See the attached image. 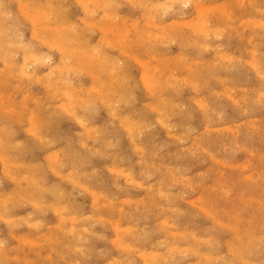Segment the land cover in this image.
Listing matches in <instances>:
<instances>
[{
	"label": "rangeland",
	"instance_id": "obj_1",
	"mask_svg": "<svg viewBox=\"0 0 264 264\" xmlns=\"http://www.w3.org/2000/svg\"><path fill=\"white\" fill-rule=\"evenodd\" d=\"M78 1L79 0H0V30H2L0 31V102L3 101L2 104L4 103L3 105H1L0 103V140L2 138L0 143H2V141L4 143H2L3 145L1 144L2 146L0 147V246L2 247V249L0 247V264H206V261L207 264H211L212 262V264H241L242 262V264H258V262L260 264L263 262L262 264H264V0H183V2L182 0H140L141 3L139 0H130L131 3H136L134 5L133 3L131 4L129 0L128 2H126V0H108L107 8L102 5L100 6L96 2V0H83L84 5H80ZM4 2H6V4ZM83 2L80 3L83 4ZM148 3H150V5ZM161 3L163 4V7H161ZM18 5L21 6L18 7ZM196 5H202L203 7L205 6V8H213L214 5L220 7L219 9L217 8L219 10L217 12L215 11L216 9L212 11L213 13H211V10L206 12L205 15L207 17V28L203 30L196 29L190 25V23L193 20H197L200 15V13L197 12ZM87 6L90 9L87 8ZM222 6L223 9L221 8ZM20 7L25 9L27 8V11L23 12L25 11V9H23L21 12L20 9L22 8ZM35 7L36 9L33 10V8ZM84 7L86 9H84ZM7 8L9 9L7 10ZM41 8H43L44 10L46 9V11ZM109 8L110 10L108 11ZM145 8L147 9L145 10ZM162 8L165 11H163ZM88 9L90 11L89 13H87ZM182 9L184 12H182ZM29 12L31 14L34 13L33 16H31ZM35 12L38 14L35 15ZM51 12L52 14H50ZM108 13L114 14L116 20L120 18L116 22L117 26H120L119 29H125L124 31H126V33L122 31L123 29L121 30V33L118 32L117 26L116 28L114 26L111 28L109 27V29L106 28L108 26L106 22L109 15ZM25 15H27V17L29 15V19ZM149 15L151 17H149ZM63 16L65 17V19L63 18ZM45 18L47 21L45 20ZM60 18L64 19L65 21H67L68 19V22H65L64 20L62 21V19ZM187 18L189 19V21ZM31 19L32 21H30ZM34 19L38 20L39 22L33 21ZM87 20H91L92 22H89ZM93 20L95 22L97 20V23L94 24ZM100 21H102V24ZM42 22L44 24H41ZM157 22L159 23L157 24ZM92 23L94 26H92ZM51 24L54 26H52ZM86 24H90L89 27H91L89 28L88 26H85L84 28V25ZM36 25L38 27H36ZM127 25L129 27H126ZM186 25H188L189 27ZM208 25L210 27H208ZM256 25L258 28L256 27ZM55 26L57 28L58 26H60V28L62 27L64 31L60 28V30L56 29ZM172 26H174V28H172ZM33 27L36 29H34ZM49 27L53 31L50 30ZM162 27L164 29H162ZM112 28L116 30H113ZM89 29H91L92 31L90 30V32H88ZM60 31H63L62 35L60 34ZM93 31H95V33ZM112 32L114 35L112 34ZM52 34L54 35L52 36ZM119 34H122L121 39L119 38ZM155 34L157 38L154 37ZM65 35L66 38L64 37ZM172 35H174V37H172ZM45 37V40H47L46 43L43 39ZM169 37L171 39H174L175 37L176 38L172 41L171 39H169ZM56 38H60L59 41L61 42H59ZM103 38L104 41H102ZM148 38L150 39V41ZM35 39L37 42H35ZM66 39H69L71 43L67 41L68 45H66ZM97 39L100 42H98ZM123 39L124 43H122ZM48 40L50 41V43H47L49 42ZM56 40L57 42L54 43V41ZM127 40L129 42H126ZM8 41L10 42L11 46L9 45ZM107 41L113 42V46H111V42L109 43V46L107 44ZM54 44H59L58 46L62 44V46L64 45V49L62 46H60V48L57 46L55 48L53 47L54 49L58 48L59 50L50 49L51 46H55ZM122 44L124 45L122 46ZM221 44L223 45L221 46ZM67 48L71 50V53H69V50ZM110 48L114 49L110 50ZM87 49L95 51V54H98L99 57L87 60L85 52H80V50ZM27 51L30 53H28ZM35 52L37 53L36 55L34 54ZM200 52H203V54ZM5 54H8L7 57ZM26 54H31L28 55L31 60L29 57L26 58ZM64 54H67L64 56L67 61H64ZM42 55L44 57H42ZM79 55L81 56L79 57ZM68 56H70V58H68ZM1 57L2 59L6 58L3 60H6L7 62L2 61ZM51 58L54 59L52 60ZM80 58L81 63L79 62ZM100 58H104L106 61L104 59H102L101 61ZM176 58H178L177 61L175 60ZM190 58L194 59L191 60ZM200 59L202 60L200 61ZM208 60L212 61L210 62ZM89 62L92 65L89 64ZM72 63H74L75 65H73ZM133 63L134 66L132 65ZM160 63H162V65ZM160 65L162 67H160ZM175 65L177 66V68L178 66H180L178 70H173V68L176 67ZM61 66H63V68ZM80 66L82 68H80ZM165 66L168 67V69H166ZM4 67L6 69H4ZM22 67H28V69L26 68L22 70ZM60 67L62 68L61 71ZM146 67L149 69V71H153V77L151 81L154 80V88L149 87L144 80ZM79 68L86 71L85 72L82 70V74L84 76L80 74L81 70ZM155 68L157 69L154 71ZM215 68L218 71H216ZM7 69L9 70L6 71ZM63 71L65 74L62 73ZM96 71L100 76L95 75L97 74ZM188 71H190L191 73ZM27 72L31 74L30 78ZM198 72L200 74H198ZM58 73L62 74L58 75ZM91 73H93V75ZM203 74H205L206 76H204ZM22 75L26 77H22ZM41 75L43 76L41 77ZM108 75L110 77L112 75V77L110 78ZM163 77L165 78V80ZM169 78L174 80H170ZM69 79L71 80L69 81ZM57 80L59 83L57 82ZM92 80L96 81L93 82ZM49 81H51L52 83L50 82L48 85ZM71 84L74 86L72 87ZM52 85H54L55 88ZM131 85L133 86V88ZM218 86L220 89H218ZM101 87L104 88L101 89ZM211 88L215 92L211 90ZM227 88L228 90H226ZM241 89H243L244 92ZM72 90L74 91V93L72 92ZM100 90L102 92H100ZM101 93L103 94L101 95ZM239 93L241 96H238ZM72 94H75L73 95L75 96L74 98ZM132 94L137 95L135 99V96ZM49 96L51 98H48ZM57 97L58 99H60L58 100ZM163 99L166 100L164 101L165 103L161 101ZM86 100H88L87 103ZM89 102H92V105ZM111 102H113L114 104ZM119 103H121L122 105ZM182 104L184 106H182ZM235 104H237L238 107ZM3 106L5 108L4 110H6V108L10 110L4 111L2 109ZM69 106L71 108L67 109V107ZM140 106H142L143 108H140ZM161 108L163 110H159ZM146 109L148 111H146ZM157 109L159 111H157ZM131 111L132 113H130ZM133 112L138 113H134L133 115ZM53 113L56 116L53 115ZM89 113L91 114L89 115ZM140 113L144 115H141ZM60 114L62 116H60ZM84 114L85 116H82L83 118L79 117ZM70 116H72L73 118H71ZM88 116H90L89 119ZM193 117L195 118V120H193ZM138 118H140V120ZM109 121H111L113 125ZM134 121H136V123ZM87 122L90 123L88 124ZM129 122L132 123L130 124ZM148 122H150L151 125ZM166 123L168 126L166 125ZM216 123H218V125ZM34 125H36V128ZM105 125L107 128L104 127ZM139 127L141 128V130ZM209 127L212 129H210ZM126 129L127 131H125ZM28 130H31V133L29 132L28 134ZM106 130L108 131L107 133ZM177 137H179L180 139ZM78 138L80 139L78 140ZM108 139L109 141H107ZM190 140L195 141L191 142ZM13 141L16 142L15 145ZM87 142H89L90 144ZM120 142H122V144ZM162 143L164 144V146ZM178 145L180 148L178 147ZM189 150H191L190 154ZM33 154H36V156H34ZM94 156L97 157L95 158ZM47 159L49 162H47ZM13 162L18 166L14 165ZM86 164L87 166H85ZM3 165H6L5 167L7 171H5V167ZM51 165H53L54 167ZM157 166L159 168H157ZM120 167L122 170L120 169ZM2 168H4V171H2ZM100 168L103 171L100 170V172ZM72 169H74L75 171ZM118 170L121 175L118 173ZM168 171H170L171 173ZM6 172L11 176H9V174H4ZM53 174H57L58 176H54ZM132 174L133 177H131ZM13 175L15 176L13 177ZM163 175L164 177L162 178ZM10 177H13L14 180H12V178L10 179ZM19 177L22 178H20V181ZM30 177L32 178V180ZM45 179L46 182L44 181ZM53 179H55V181H53ZM169 179H171V181ZM27 180H29V182H27ZM158 180L160 181L158 182ZM113 182H115V184ZM138 185L141 187H139ZM78 189H80L81 191ZM237 190L240 192H238ZM102 191L105 193H103ZM93 192H95L96 194ZM144 192L146 193L144 194ZM20 194H22V196ZM167 196L170 197V200H168L169 198ZM160 197L163 199H160ZM107 198L108 200H106ZM232 198L234 201L232 200ZM6 199L8 202L6 201ZM27 199L29 201L34 200V202L36 201L35 203H37L38 201V203L35 206V203H31ZM172 199L174 202L172 201ZM139 200L142 201L143 204ZM39 201L41 202V204H39ZM224 201L226 204L224 203ZM1 202L4 206L1 204ZM44 202L47 204L44 205ZM98 203L102 207L99 206ZM57 204L61 207L59 208V206H56ZM37 205L40 206L38 207ZM92 206L94 209H92ZM104 206H109L110 209L105 208ZM61 208L63 210L60 211ZM195 210L197 212H195ZM147 212L148 214L146 216ZM57 215H59L63 219H66H60V217ZM110 215L112 217H109ZM7 217L8 219L12 218L13 221L6 220ZM74 218L77 220H75ZM124 219L126 221H124ZM173 220L175 222L178 220L176 222L177 224ZM64 221H66V223ZM96 221L99 223H97ZM181 222H184V224H182ZM100 223H103L102 225L104 227ZM162 224L164 227L162 226ZM130 225H132L133 227H130ZM35 226L38 227L36 228ZM137 226L139 228H137ZM116 229L118 230L116 231ZM129 229L132 232H129ZM150 230L153 233L150 234ZM50 232L52 235L50 234ZM97 232L99 233V235ZM4 233L7 235H5ZM48 233L50 235H48ZM125 233L127 236H125ZM164 233L166 234L164 235ZM13 234L14 237L12 236ZM77 234L79 235L77 236ZM223 235L224 239H222ZM28 237L31 240L35 239L32 241H34V244H36L37 247L34 244H31V240L27 241ZM47 238L48 240H50L49 243ZM118 238L124 239L119 242L120 239L118 240ZM116 240L118 241L115 242ZM170 241L172 242L170 243ZM148 243L151 244L149 245ZM246 243H248V246ZM117 244L119 245L117 246ZM108 246L111 247L109 248ZM252 246H254L253 249ZM245 247H248V251ZM38 248L40 251L38 250ZM160 248L162 249V251ZM230 249L233 251H231ZM106 250L108 251L106 252ZM249 250L251 252H249ZM140 252H142L141 256ZM85 253H91V256L90 254L88 255ZM118 253L120 256L118 255ZM137 253H139V255ZM6 254H8L7 257ZM146 254L148 256H154L146 257ZM159 254L161 255V257H159ZM107 255L110 257H108ZM24 257L26 258V260H28V262H25L26 260ZM83 258L86 260L84 261ZM30 259H32V261ZM124 259L126 260V262ZM237 259L239 260L237 261ZM215 261L216 263H214Z\"/></svg>",
	"mask_w": 264,
	"mask_h": 264
},
{
	"label": "bare ground",
	"instance_id": "obj_2",
	"mask_svg": "<svg viewBox=\"0 0 264 264\" xmlns=\"http://www.w3.org/2000/svg\"><path fill=\"white\" fill-rule=\"evenodd\" d=\"M2 1H3V0H2ZM6 1H7V0H6ZM24 1H26V0H24ZM58 1H59V0H58ZM60 1H61V0H60ZM79 1H80L81 3L83 2V0H79ZM79 1H78V3H79L80 5H84V2H83V4H81ZM87 1H88V0H87ZM129 1H130V0H129ZM139 1H140V0H139ZM141 1H142V0H141ZM141 1H140V3H141ZM165 1H166V0H165ZM174 1H175V0H174ZM174 1H173V2H174ZM185 1H186V0H185ZM49 2H50V1H49ZM96 2H97L100 6L102 5V6L106 7V8L108 7V0H96ZM117 2H118V1H117ZM126 2H128V0H126ZM136 2H137V1H136ZM147 2H148V1H147ZM182 2H183V0H182ZM182 2H181V4H182ZM189 2H190V1H189ZM250 2H251V1H250ZM250 2H249V3H250ZM4 3L6 4V2H4ZM20 3H21V1H20ZM85 3H86V2H85ZM119 3H120V2H119ZM130 3H131V1H130ZM130 3H129V4H130ZM132 3H133V2H132ZM132 3H131V4H132ZM150 3H151V2H150ZM150 3H148V4L150 5ZM174 3H175V2H174ZM194 3H195V2H194ZM199 3H200V1H199ZM5 4H4V6H5ZM10 4H11V3H10ZM23 4H24V3H23ZM26 4H27V3H26ZM26 4H25V5H26ZM58 4H59V3H58ZM134 4H136V3H133V5H134ZM145 4H146V3H145ZM164 4H165V3H164ZM187 4H188V2H187ZM122 5H123V3H122ZM124 5H126V4H124ZM161 5H162L161 7H163V4H162V3H161ZM19 6H21V5H18V7H19ZM41 6H42V5H41ZM49 6H51V5H49ZM171 6H172V5H171ZM190 6H191V5H190ZM209 6H210V5H209ZM223 6H224V4H223ZM223 6L221 7L222 9H223ZM6 7H7V6H6ZM24 7H25V6H24ZM37 7H38V6H37ZM131 7H132V6H131ZM134 7H135V6H134ZM144 7H145V5H144ZM158 7H159V6H158ZM158 7H157V8H158ZM167 7H168V6H167ZM212 7H213V6H212ZM228 7H229V6H228ZM20 8H22V7H20ZM87 8H89V7L87 6ZM98 8H99V7H98ZM102 8H103V7H102ZM149 8H150V7H149ZM217 8L219 9L220 7L217 6V5H214L213 8H205V6L203 7L202 5H196L197 12L200 13V15H199V17H198L197 20H193V19L191 18L193 21L190 23V25H191L192 27H194V28H196V29H200V30H203V29L207 28V17H206L205 14H206V12L209 11V10H211V13H213L212 11H214V9H216V10H215L216 12L219 11ZM224 8H225V7H224ZM5 9H6V8H5ZM8 9H9V8H7V10H8ZM23 9H25V8L20 9L21 12H22ZM26 9H27V8H26ZM26 9H25V11H23V12H26V11H27ZM35 9H36V7L33 8V10H35ZM41 9H43V8H41ZM84 9H86V8L84 7ZM89 9H90V8H89ZM89 9H88V12L86 11L87 13L90 12ZM91 9H92V8H91ZM94 9H95V8H94ZM139 9H140V7H139ZM146 9H147V8H145V10H146ZM162 9H163V8H162ZM169 9H170V8H169ZM212 9H213V10H212ZM222 9H221V10H222ZM14 10H15V9H14ZM43 10H44V9H43ZM53 10H54V9H53ZM53 10H52V11H53ZM58 10H59V9H58ZM109 10H110V8L108 9V11H109ZM175 10H176V9H175ZM221 10H220V11H221ZM38 11H39V10H38ZM40 11H42V10H40ZM44 11H46V9H45ZM63 11H64V9H63ZM69 11H70V10H69ZM163 11H165V10L163 9ZM225 11H226V10H225ZM12 12H13V10H12ZM12 12H11V13H12ZM49 12H50V11H49ZM55 12H56V11H55ZM86 12H85V13H86ZM173 12H174V11H173ZM182 12H184L183 9H182ZM2 13H3V11H2ZM19 13H20V12H19ZM19 13H18V14H19ZM29 13H30V12H29ZM32 13H33V12H32ZM44 13H46V12H44ZM61 13H62V11H61ZM87 13H86V14H87ZM91 13H92V11H91ZM91 13H90V14H91ZM95 13H97V12H95ZM95 13H94V14H95ZM144 13H145V12H144ZM164 13H165V12H164ZM211 13H210V14H211ZM4 14H5V12H4ZM9 14H10V13H9ZM30 14H31V13H30ZM33 14H34V13H33ZM33 14H31V16H33ZM36 14H38V13L35 12V15H36ZM41 14H42V12H41ZM50 14H52V12H51ZM55 14H56V13H55ZM55 14H54V15H55ZM108 14H109V13H108ZM118 14H119V13H118ZM161 14H162V13H161ZM187 14H188V13H187ZM207 14H208V13H207ZM1 15H3V14H1ZM120 15H121V14H120ZM122 15H123V14H122ZM125 15H126V14H125ZM125 15H124V16H125ZM153 15H154V14H153ZM179 15H180V14H179ZM185 15H186V14H185ZM185 15H184V16H185ZM21 16H22V15H21ZM25 16L27 17V15H25ZM45 16H46V14H45ZM49 16H50V15H49ZM57 16H58V15H57ZM84 16H85V14H84ZM159 16H160V14H159ZM159 16H158V17H159ZM177 16H178V15H177ZM182 16H183V15H182ZM235 16H236V15H235ZM11 17H12V16H11ZM35 17H36V16H35ZM41 17H42V16H41ZM43 17H44V16H43ZM149 17H151V16L149 15ZM152 17H153V16H152ZM194 17H195V16H194ZM19 18H20V17H19ZM27 18L29 19V15H28ZM48 18H49V17H48ZM48 18H47V19H48ZM63 18L65 19L64 16H63ZM67 18H68V17H67ZM67 18H66V19H67ZM82 18H83V17H82ZM90 18H91V17H90ZM104 18H106V17H104ZM104 18H103V19H104ZM124 18H125V17H124ZM35 19H36V18H35ZM35 19H34L33 21H35V22H36V21L39 22L38 20H35ZM39 19H40V15H39ZM60 19H62V18H60ZM64 19H62V21H63ZM80 19H81V18H80ZM83 19H84V18H83ZM88 19H89V17H88ZM119 19H120V18H119ZM119 19H118V20H119ZM187 19H188V18H187ZM187 19H186V20H187ZM2 20H3V19H2ZM6 20H7V19H6ZM45 20H46V18H45ZM118 20L115 19L114 14L110 13V14L108 15V17H107V21H106V22H107L108 26H107L106 28L109 29V27L111 28V27H113V26L116 28V26H117V23H116V22H117ZM140 20H141V18H140ZM216 20H217V19H216ZM227 20H228V19H227ZM232 20H234V19H232ZM250 20H251V19H250ZM10 21H11V20H10ZM19 21H20V19H19ZM21 21H22V20H21ZM30 21H32V19H31ZM30 21H29V22H30ZM46 21H47V20H46ZM46 21H45V23H46ZM48 21H49V20H48ZM56 21H57V20H56ZM64 21H65V20H64ZM81 21H82V20H81ZM87 21H89V20H87ZM90 21H91V20H90ZM90 21H89V22H90ZM102 21H103V20H102ZM102 21H100L101 24H102ZM135 21H136V20H135ZM184 21H185V20H184ZM184 21H183V22H184ZM188 21H189V19H188ZM217 21H218V20H217ZM35 22H34V23H35ZM65 22H68V19H67V21H65ZM91 22H92V21H91ZM93 22H94V24H95V23H97V20H96V22L93 20ZM106 22H104V23H106ZM133 22H134V21H133ZM218 22H219V21H218ZM56 23H57V22H56ZM56 23H55V24H56ZM75 23H76V22H75ZM75 23H74V24H75ZM85 23H87V22H85ZM85 23H84V24H85ZM98 23H99V22H98ZM131 23H132V22H131ZM131 23H130V24H131ZM135 23H136V22H135ZM158 23H159V22H157V24H158ZM255 23H256V22H255ZM11 24H12V23H11ZM41 24H44V23L42 22ZM41 24H39V25H41ZM53 24H54V23H53ZM99 24H100V23H99ZM99 24H98V25H99ZM101 24H100V25H101ZM119 24H120V23H119ZM130 24H129V25H130ZM256 24H257V23H256ZM12 25H13V24H12ZM51 25H52V24H51ZM56 25H57V24H56ZM89 25H90V24H86V25H84V28H85V26H88V27H89ZM121 25H122V24H121ZM137 25H138V24H137ZM163 25H164V24H163ZM167 25H168V24H167ZM178 25H179V24H178ZM188 25H189V24H188ZM188 25H186V26H188ZM22 26H23V25H22ZM22 26H21V28H22ZM26 26H27V25H26ZM32 26H33V25H32ZM52 26H54V25H52ZM62 26H63V25H62ZM77 26H78V25H77ZM92 26H94L93 23H92ZM160 26H161V25H160ZM169 26H170V25H169ZM2 27H3V26H2ZM4 27H5V26H4ZM13 27H14V26H13ZM36 27H38V26L36 25ZM42 27H43V25H42ZM46 27H47V26H46ZM63 27H65V26H63ZM80 27H81V26H80ZM90 27H91V26H90ZM90 27H89V28H90ZM99 27H100V26H99ZM117 27H118V32H120V33H121L122 31L125 30V29H123V28H122L123 30H122V29H119L120 26H117ZM122 27H123V26H122ZM126 27H129V26L127 25ZM155 27H156V25H155ZM188 27H189V26H188ZM188 27H187V28H188ZM208 27H210V26L208 25ZM256 27H257V25H256ZM11 28H12V27H11ZM21 28H20V29H21ZM26 28H27V27H26ZM33 28H34V27H33ZM39 28H40V27H39ZM39 28H38V29H39ZM52 28H53V27H52ZM55 28H56V29H59L60 26H58V28L55 26ZM55 28H54V29H55ZM65 28H66V27H65ZM70 28H71V27H70ZM73 28H75V27H73ZM78 28H79V27H78ZM92 28H93V27H92ZM172 28H174V26H172ZM177 28H178V27H177ZM190 28H191V27H190ZM244 28H245V27H244ZM257 28H258V27H257ZM260 28H261V27H260ZM2 29H3V28H2ZM34 29H36V28H34ZM40 29H41V28H40ZM40 29H39V30H40ZM49 29L52 30L50 27H49ZM60 29H63V28L61 27ZM60 29H59V30H60ZM112 29H113V28H112ZM147 29H148V27H147ZM157 29H158V27H157ZM162 29H164V28L162 27ZM165 29H166V28H165ZM178 29H179V28H178ZM181 29H182V27H181ZM192 29H193V28H192ZM254 29H255V28H254ZM45 30H46V29H45ZM59 30H58V31H59ZM69 30H71V29H69ZM69 30H68V31H69ZM85 30H86V29H85ZM87 30H88V29H87ZM90 30H91V29H89L88 32H90ZM103 30H104V29H103ZM113 30H116V29H113ZM121 30H122V31H121ZM152 30H153V29H152ZM166 30H167V29H166ZM0 31H2V30H0ZM37 31H38V30H37ZM40 31H41V30H40ZM52 31H53V30H52ZM58 31H57V33H58ZM63 31H64V29H63ZM63 31H62V32L60 31V32H61V33H60L61 35H62ZM68 31H67V32H68ZM77 31H79V30H77ZM80 31H82V30H80ZM91 31H92V30H91ZM156 31H157V30H156ZM162 31H164V30H162ZM162 31H160V32H162ZM167 31H168V30H167ZM204 31H206V30H204ZM55 32H56V31H55ZM73 32H74V30H73ZM93 32L95 33V31H93ZM93 32H91V33H93ZM124 32L126 33V31H124ZM128 32H129V31H128ZM139 32H140V31H139ZM160 32H159V33H160ZM183 32H184V30H183ZM194 32H195V31H194ZM215 32H216V31H215ZM1 33H2V32H1ZM53 33H54V32H53ZM57 33H56V35H57ZM71 33H72V31H71ZM75 33H76V32H75ZM81 33H82V32H81ZM106 33H107V32H106ZM143 33H144V32H143ZM180 33H181V32H180ZM216 33H217V32H216ZM7 34H8V33H7ZM37 34H38V32H37ZM43 34H44V33H43ZM47 34H48V33H47ZM85 34H86V33H85ZM112 34H113V32H112ZM157 34H158V32H157ZM163 34H164V33H163ZM167 34H168V33H167ZM173 34H174V33H173ZM195 34H196V33H195ZM199 34H200V32H199ZM23 35H24V34H23ZM35 35H36V34H35ZM41 35H42V33H41ZM53 35H54V34H52V36H53ZM63 35H64V34H63ZM87 35H88V34H87ZM113 35H114V34H113ZM116 35H117V34H116ZM141 35H142V34H141ZM151 35H152V33H151ZM175 35H176V34H175ZM185 35H186V34H185ZM192 35H193V34H192ZM192 35H191V36H192ZM204 35H205V34H204ZM207 35H208V34H207ZM207 35H206V37H207ZM240 35H241V34H240ZM21 36H22V35H21ZM32 36H34V35H32ZM58 36H59V35H58ZM58 36H57V37H58ZM79 36H80V34H79ZM107 36H108V35H107ZM121 36H122V34H119V38H120V39L122 38ZM123 36H124V35H123ZM166 36H167V35H166ZM168 36H169V35H168ZM197 36H198V35H197ZM218 36H219V35H218ZM30 37H31V36H30ZM42 37H43V36H42ZM60 37H61V36H60ZM64 37L66 38V35H65ZM68 37H69V36H68ZM68 37H67V38H68ZM71 37H72V36H71ZM71 37H70V39H71ZM77 37H78V36H77ZM84 37H85V35H84ZM114 37H115V36H114ZM151 37H152V36H151ZM154 37L157 38L156 34H155ZM154 37H153V38H154ZM159 37H160V36H159ZM164 37H165V36H164ZM170 37H171V36H170ZM170 37H169V39H171ZM172 37H174V35H172ZM219 37H220V36H219ZM19 38H20V37H19ZM65 38H61V39H65ZM127 38H128V37H127ZM146 38H147V37H146ZM160 38H161V37H160ZM175 38H176V37H175ZM175 38H174V39H175ZM190 38H191V37H190ZM214 38H215V37H214ZM250 38H251V37H250ZM21 39H22V38H21ZM30 39H31V38H30ZM37 39H38V38H37ZM43 39L45 40L46 37L43 38ZM43 39H42V40H43ZM54 39H55V38H54ZM56 39H57V38H56ZM74 39H75V38H74ZM74 39H73V41H74ZM77 39H78V38H77ZM86 39H87V38H86ZM133 39H134V38H133ZM138 39H139V37H138ZM148 39H149V38H148ZM174 39H171V40L173 41ZM194 39H195V38H194ZM26 40H27V38H26ZM42 40H41V41H42ZM49 40H50V38H49ZM49 40H48V41H49ZM57 40L59 41L60 38H58ZM57 40L54 41V43L57 42ZM87 40H88V39H87ZM97 40H98V39H97ZM111 40H112V39H111ZM156 40H157V39H156ZM213 40H214V39H213ZM263 40H264V39H263ZM21 41H22V40H21ZM31 41H33V40H31ZM46 41H47V40H45V43H46ZM62 41H64V40H62ZM67 41H69V39H68V40L66 39V43H67L66 45H68V42H67ZM102 41H104V38H103ZM112 41H113V40H112ZM149 41H150V39H149ZM187 41H188V40H187ZM194 41H195V40H194ZM8 42H9V41H8ZM13 42H14V41H13ZM25 42H26V41H25ZM35 42H37L36 39H35ZM43 42H44V41H43ZM43 42H42V43H43ZM52 42H53V40H52ZM59 42H61V41H59ZM69 42H70V41H69ZM98 42H100V41L98 40ZM98 42H97V43H98ZM110 42H111V41H107V44L109 45ZM126 42H129V41L127 40ZM168 42H169V41H168ZM192 42H193V41H192ZM204 42H205V41H204ZM5 43H6V42H5ZM47 43H50V41L47 42ZM64 43H65V42H64ZM70 43H71V42H70ZM95 43H96V42H95ZM112 43H113V42H111V46H113ZM122 43H124V39H123V42H122ZM135 43H136V42H135ZM154 43H157V42H154ZM154 43H153V44H154ZM171 43H172V42H171ZM182 43H183V42H182ZM184 43H185V42H184ZM190 43H191V42H190ZM193 43H194V42H193ZM195 43H196V42H195ZM40 44H41V43H40ZM56 44H57V43H56ZM56 44H54L55 46H51V45H50V46H51L50 49H54L56 46L60 48V46H62L63 43H62L60 46H58L59 44H58V45H56ZM90 44H91V43H90ZM126 44H127V43H126ZM197 44H198V43H197ZM6 45H7V44H6ZM9 45L11 46L10 42H9ZM14 45H16V44H14ZM24 45H26V44H24ZM48 45H49V44H48ZM52 45H53V43H52ZM72 45H73V44H72ZM72 45H71V46H72ZM105 45H106V44H105ZM123 45H124V44H122V46H123ZM148 45H149V44H148ZM198 45H199V44H198ZM222 45H223V44H221V46H222ZM263 45H264V44H263ZM41 46H42V45H41ZM63 46H64V45H63ZM63 46H62V47H63ZM71 46H70V47H71ZM80 46H81V45H80ZM82 46H83V44H82ZM97 46H98V45H97ZM109 46H110V45H109ZM126 46H127V45H126ZM126 46H125V47H126ZM153 46H156V45H153ZM161 46H162V45H161ZM214 46H216V45H214ZM217 46H218V45H217ZM22 47H23V46H22ZM37 47H38V46H37ZM53 47H54V48H53ZM78 47H79V45H78ZM89 47H90V45H89ZM100 47H101V46H100ZM120 47H121V46H120ZM120 47H119V49H120ZM132 47H133V46H132ZM134 47H135V46H134ZM181 47H183V46H181ZM188 47H189V46H188ZM197 47H198V46H197ZM256 47H257V46H256ZM259 47H260V46H259ZM24 48H25V47H24ZM75 48H76V46H75ZM82 48H85V47H82ZM114 48H115V45H114ZM114 48H110V50H112V49H114ZM170 48H171V47H170ZM56 49H58V48H56ZM56 49H54V50H56ZM63 49H64V47H63ZM65 49H66V48H65ZM67 49H68V48H67ZM78 49H80V48H78ZM78 49H77V50H78ZM108 49H109V48H108ZM151 49H153V48H151ZM204 49H205V47H204ZM214 49H215V48H214ZM58 50H59V49H58ZM68 50H69V53H71V52H70L71 50H70V49H68ZM98 50H99V49H98ZM98 50H97V51H98ZM200 50H201V47H200ZM251 50H252V49H251ZM254 50H255V49H254ZM52 51H53V50H52ZM52 51H51V52H52ZM72 51H73V50H72ZM82 51L85 52L86 57H87V60H91V59H93V58H96V57L98 58V57H99L98 54L96 55V54H95V51H93V50H91V49L80 50L81 53H83ZM122 51H123V50H122ZM226 51H228V50H226ZM3 52H4V51H3ZM27 52H28V51H27ZM27 52H26V53H27ZM47 52H48V51H47ZM49 52H50V51H49ZM61 52H62V51H61ZM65 52H67V51H65ZM78 52H79V51H78ZM151 52H153V51H151ZM180 52H181V51H180ZM246 52H247V51H246ZM252 52H253V51H252ZM254 52H255V51H254ZM260 52H261V51H260ZM4 53H5V52H4ZM7 53H8V52H7ZM9 53H10V51H9ZM9 53H8V54H9ZM19 53H20V52H19ZM28 53H30V52H28ZM119 53H120V52H119ZM163 53H164V52H163ZM183 53H184V52H183ZM183 53H182V54H183ZM200 53L203 54V52H200ZM227 53H228V52H227ZM229 53H230V52H229ZM8 54H5L6 57H7ZM12 54H13V52H12ZM17 54H18V53H17ZM23 54H25V53H23ZM34 54L36 55L37 53L35 52ZM42 54H44V53H42ZM85 54H84V55H85ZM117 54H118V53H117ZM129 54H130V53H129ZM152 54H153V53H152ZM28 55H31V54H28ZM28 55L26 54V56H27L26 58L29 57ZM65 55H67V54H64L63 57H64ZM72 55H73V54H72ZM106 55H107V54H106ZM110 55H111V54H110ZM124 55H125V54H124ZM253 55H254V54H253ZM13 56H14V55H13ZM37 56H39V55H37ZM45 56H46V55H45ZM53 56H54V55H53ZM80 56H81V55H79V57H80ZM135 56H136V55H135ZM179 56H180V54H179ZM186 56H187V55H186ZM4 57H5V56H4ZM40 57H41V56H40ZM42 57H44V56L42 55ZM63 57H62V58H63ZM79 57H78V58H79ZM101 57H103V56H101ZM110 57H111V56H110ZM136 57H137V56H136ZM149 57H150V56H149ZM151 57H152V56H151ZM176 57H177V56H176ZM182 57H183V55H182ZM198 57H200V56H198ZM26 58H25V59H26ZM29 58H30V57H29ZM64 58H65V57H64ZM64 58H63V59H64ZM68 58H70V56H68ZM82 58H83V57H82ZM121 58H122V56H121ZM186 58H187V57H186ZM1 59H2V57H1ZM3 59H6V58H3ZM3 59H2V61H6V60H3ZM16 59H17V58H16ZM44 59H45V58H44ZM51 59H52V58H51ZM53 59H54V58H53ZM53 59H52V60H53ZM100 59H101V58H100ZM102 59H104V58H102ZM102 59H101V61H102ZM114 59H115V58H114ZM180 59H181V57H180ZM188 59H189V58H188ZM190 59H191V58H190ZM193 59H194V58H193ZM193 59H191V60H193ZM220 59H221V58H220ZM30 60H31V58H30ZM32 60H33V59H32ZM41 60H42V59H41ZM65 60L67 61L66 58L64 59V61H65ZM104 60H105V59H104ZM175 60L177 61L178 58H176ZM201 60H202V59H200V61H201ZM236 60H237V59H236ZM2 61H1V62H2ZM18 61H19V59H18ZM28 61H29V60H28ZM44 61H45V60H44ZM46 61H47V60H46ZM54 61H55V60H54ZM62 61H63V60H62ZM80 61H81V58H80L79 62H80ZM82 61H83V60H82ZM105 61H106V60H105ZM108 61H109V60H108ZM180 61H181V60H180ZM208 61L211 62L212 60H208ZM6 62H7V61H6ZM12 62H13V60H12ZM26 62H27V61H26ZM32 62H33V61H32ZM38 62H39V61H38ZM51 62H52V61H51ZM86 62H88V61H86ZM86 62H85V63H86ZM90 62H91V61H90ZM90 62H89V64H91ZM135 62H136V61H135ZM156 62H157V61H156ZM161 62H162V61H161ZM186 62H187V61H186ZM20 63H21V62H20ZM29 63H30V62H29ZM62 63H63V62H62ZM76 63H77V62H76ZM80 63H81V62H80ZM111 63H112V62H111ZM144 63H145V62H144ZM146 63H147V62H146ZM179 63H180V62H179ZM179 63H178V65H179ZM203 63H204V61H203ZM8 64H9V63H8ZM11 64H13V63H11ZM66 64H67V62H66ZM72 64L75 65L74 63H72ZM129 64H130V63H129ZM150 64H151V63H150ZM160 64L162 65V63H160ZM208 64H209V63H208ZM232 64H233V63H232ZM19 65H20V64H19ZM31 65H32V64H31ZM31 65H30V66H31ZM73 65H72V66H73ZM77 65H78V64H77ZM91 65H92V64H91ZM113 65H114V64H113ZM132 65L134 66V63H133ZM161 65H160V67H162ZM172 65H173V64H172ZM238 65H241V64H238ZM5 66H6V65H5ZM7 66H8V65H7ZM17 66H18V65H17ZM27 66H28V65H27ZM30 66H29V67H30ZM58 66H59V65H58ZM58 66H57V67H58ZM65 66H66V65H65ZM81 66H82V65H81ZM81 66H80V68H82ZM99 66H100V65H99ZM102 66H103V65H102ZM105 66H106V65H105ZM105 66H104V67H105ZM117 66H118V65H117ZM120 66H121V64H120ZM128 66H129V65H128ZM145 66H146V65H145ZM156 66H157V65H156ZM163 66H164V64H163ZM167 66H168V65H167ZM175 66H176V65H175ZM203 66H204V65H203ZM205 66H206V65H205ZM249 66H250V65H249ZM23 67H24V66H23ZM23 67H22V68H23ZM36 67H38V66H36ZM61 67L63 68V66H61ZM61 67H60V71L62 70ZM76 67H77V66H76ZM86 67H87V66H86ZM124 67H125V66H124ZM135 67H136V66H135ZM147 67H148V66H147ZM147 67L145 68L144 80H145V82L147 83V85H148L149 87L154 88V87H153L154 80L151 81V79H152V77H153V75H152V74H153V73H152L153 71H149L150 68L148 67V68H149V69H148ZM153 67H154V66H153ZM165 67H166V66H165ZM179 67H180V66H178V68H179ZM212 67H213V66H212ZM251 67H252V66H251ZM26 68L28 69V67H25V68H23L22 70H24V69H26ZM39 68H40V67H39ZM80 68H79V69H80ZM84 68H85V66H84ZM113 68H114V67H113ZM121 68H122V67H121ZM129 68H131V67H129ZM172 68H173V67H172ZM176 68H177V66H176L175 68H173V70H178V68H177V69H176ZM185 68H186V67H185ZM188 68H189V67H188ZM205 68H206V67H205ZM234 68H235V67H234ZM254 68H255V65H254ZM4 69H6V68L4 67ZM20 69H21V68H20ZM29 69H30V68H29ZM35 69H36V68H35ZM56 69H57V68H56ZM79 69H78V70H79ZM100 69H101V67H100ZM138 69H139V67H138ZM156 69H157V68H155L154 71H155ZM158 69H159V68H158ZM163 69H164V68H163ZM166 69H168V67H166ZM186 69H187V68H186ZM189 69H190V68H189ZM199 69H200V68H199ZM209 69H210V68H209ZM217 69H218V68H217ZM225 69H226V68H225ZM230 69H231V68H230ZM8 70H9V69H7L6 71H8ZM37 70H38V68H37ZM53 70H54V69H53ZM53 70H52V71H53ZM80 70H81V69H80ZM82 70H83V69H82ZM82 70L80 71V74H81V75H83V74H82ZM88 70H89V69H88ZM102 70H103V69H102ZM108 70H109V69H108ZM126 70H127V69H126ZM202 70H203V69H202ZM210 70H212V69H210ZM210 70H208V71H210ZM215 70H216V68H215ZM228 70H229V69H228ZM19 71H20V70H19ZM52 71H51V72H52ZM83 71H85V70H83ZM92 71H93V70H92ZM171 71H172V69H171ZM171 71H170V73H171ZM195 71H196V70H195ZM212 71H213V70H212ZM216 71H218V70H216ZM256 71H257V70H256ZM0 72H1V71H0ZM53 72H54V71H53ZM66 72H67V71H66ZM74 72H75V71H74ZM76 72H77V69H76ZM85 72H86V71H85ZM99 72H100V71H99ZM150 72H151V73H150ZM181 72H182V70H181ZM188 72H190V71H188ZM204 72H205V71H204ZM261 72H262V71H261ZM16 73H17V69H16ZM16 73H15V74H16ZM19 73H20V72H19ZM19 73H18V74H19ZM21 73H22V71H21ZM27 73H28V72H27ZM32 73H33V72H32ZM62 73H64V71H63ZM62 73H61V74H62ZM88 73H89V72H88ZM96 73H97V74H95V75L98 76L99 73H98L97 71H96ZM119 73H120V71H119ZM154 73H155V72H154ZM157 73H158V72H157ZM157 73H156V76H157ZM165 73H166V72H165ZM168 73H169V72H168ZM175 73H176V72H175ZM190 73H191V72H190ZM209 73H211V72H209ZM214 73H215V72H214ZM228 73H229V72H228ZM8 74H11V73H8ZM23 74H24V71H23ZM61 74L58 73V75H61ZM64 74H65V73H64ZM78 74H79V73H78ZM91 74L93 75V73H91ZM91 74H88V75H91ZM187 74H189V73H187ZM195 74H196V73H195ZM198 74H200V73L198 72ZM216 74H217V72H216ZM28 75H29V78H30L31 74L28 73ZM69 75H70V74H69ZM81 75H80V76H81ZM159 75H160V74H159ZM180 75H181V74H180ZM184 75H185V74H184ZM203 75L206 76L205 74H203ZM209 75H211V74H209ZM6 76H7V75H6ZM8 76H10V75H8ZM19 76H21V75H19ZM19 76H18V77H19ZM23 76H24V75H22V77H23ZM42 76H43V75H41V77H42ZM48 76H49V75H48ZM50 76H51V75H50ZM83 76H84V75H83ZM99 76H100V75H99ZM108 76H109V75H108ZM114 76H115V74H114ZM120 76H121V75H120ZM120 76H119V77H120ZM134 76H135V75H134ZM134 76H133V77H134ZM160 76H161V75H160ZM200 76H201V75H200ZM214 76H215V74H214ZM24 77H26V76H24ZM35 77H36V75H35ZM44 77H45V75H44ZM46 77H47V76H46ZM62 77H63V76H62ZM65 77H66V75H65ZM69 77H70V76H69ZM69 77H68V78H69ZM93 77H95V76H93ZM109 77H110V76H109ZM111 77H112V75H111ZM111 77H110V78H111ZM158 77H159V76H158ZM198 77H199V76H198ZM3 78H4V77H3ZM6 78H7V77H6ZM48 78H49V77H48ZM72 78H73V76H72ZM72 78H71V79H72ZM156 78H157V77H156ZM161 78H162V77H161ZM163 78H164V77H163ZM180 78H181V77H180ZM187 78H188V76H187ZM205 78H206V77H205ZM223 78H224V77H223ZM225 78H226V77H225ZM20 79H21V78H20ZM49 79H50V78H49ZM54 79H55V78H54ZM71 79H69V81H70ZM115 79H116V77H115ZM136 79H137V78H136ZM153 79H154V78H153ZM169 79H170V80H174V79H171V78H169ZM183 79H184V78H183ZM192 79H193V78H192ZM196 79H197V78H196ZM196 79H195V80H196ZM214 79H215V78H214ZM235 79H236V78H235ZM35 80H36V78H35ZM73 80H74V79H73ZM75 80H76V79H75ZM99 80H100V79H99ZM112 80H113V79H112ZM130 80H132V79H130ZM164 80H165V78H164ZM181 80H182V79H181ZM3 81H4V80H3ZM5 81H6V79H5ZM69 81H68V82H69ZM92 81H93V80H92ZM95 81H96V80H95ZM95 81H93V82H95ZM113 81H114V80H113ZM134 81H135V80H134ZM222 81H223V80H222ZM37 82H38V81H37ZM50 82H51V81L48 82V85H49ZM57 82H58V80H57ZM80 82H81V81H80ZM107 82H108V81H107ZM128 82H129V81H128ZM130 82H131V81H130ZM166 82H167V81H166ZM169 82H170V81H169ZM184 82H185V81H184ZM239 82H240V81H239ZM51 83H52V82H51ZM55 83H56V82H55ZM58 83H59V82H58ZM60 83H61V82H60ZM76 83H77V82H76ZM81 83H82V82H81ZM158 83H159V82H158ZM179 83H180V82H179ZM185 83H186V82H185ZM191 83H192V82H191ZM195 83H196V82H195ZM68 84H69V83H68ZM68 84H67V85H68ZM167 84H168V83H167ZM173 84H175V83H173ZM182 84H183V82H182ZM202 84H203V83H202ZM34 85H35V84H34ZM55 85H56V84H55ZM71 85H72V84H71ZM71 85H70V86H71ZM76 85H77V84H76ZM103 85H104V84H103ZM106 85H108V84H106ZM144 85H145V84H144ZM169 85H170V84H169ZM197 85H198V84H197ZM240 85H241V84H240ZM260 85H261V84H260ZM260 85H259V86H260ZM52 86H54V85H52ZM70 86H67V87H70ZM73 86H74V85H72V87H73ZM83 86H84V85H83ZM131 86H132V85H131ZM134 86H137V85H134ZM170 86H171V85H170ZM194 86H196V85H194ZM213 86H214V83H213ZM215 86H216V85H215ZM48 87H49V86H48ZM48 87H47V88H48ZM77 87H79V86H77ZM108 87H110V86H108ZM142 87H143V86H142ZM159 87H160V86H159ZM183 87H184V85H183ZM226 87H227V86H226ZM238 87H239V86H238ZM42 88H43V87H42ZM49 88H50V87H49ZM52 88H53V87H52ZM54 88H55V86H54ZM54 88H53V89H54ZM84 88H85V87H84ZM84 88H83V89H84ZM103 88H104V87H103ZM103 88L101 87V89H103ZM132 88H133V86H132ZM134 88H135V87H134ZM144 88H145V87H144ZM155 88H156V87H155ZM185 88H186V87H185ZM244 88H245V87H244ZM33 89H34V88H33ZM50 89H51V88H50ZM53 89H52V90H53ZM57 89H58V87H57ZM98 89H99V88H98ZM108 89H109V88H108ZM108 89H107V90H108ZM145 89H146V88H145ZM156 89H157V88H156ZM196 89H197V88H196ZM218 89H220L219 86H218ZM221 89H222V88H221ZM256 89H257V87H256ZM59 90H60V89H59ZM85 90H86V89H85ZM131 90H132V89H131ZM137 90H138V87H137ZM149 90H150V89H149ZM149 90H148V92H149ZM211 90H213V89L211 88ZM211 90H210V91H211ZM226 90H228V88H227ZM233 90H234V89H233ZM241 90H243V89H241ZM47 91H48V90H47ZM65 91H66V90H65ZM67 91H68V90H67ZM213 91H214V90H213ZM9 92H10V91H9ZM38 92H39V91H38ZM50 92H51V91H50ZM50 92H49V93H50ZM72 92L74 93L73 90H72ZM72 92H71V93H72ZM100 92H102V91L100 90ZM145 92H146V91H145ZM163 92H164V91H163ZM208 92H209V91H208ZM214 92H215V91H214ZM243 92H244V90H243ZM250 92H251V91H250ZM66 93H67V92H66ZM69 93H70V92H69ZM83 93H84V92H83ZM104 93H105V92H104ZM115 93H116V92H115ZM117 93H118V92H117ZM151 93H153V92H151ZM168 93H169V92H168ZM203 93H204V92H203ZM203 93H202V94H203ZM206 93H207V92H206ZM211 93H212V92H211ZM230 93H231V92H230ZM254 93H255V91H254ZM256 93H257V92H256ZM8 94H9V93H8ZM96 94H97V93H96ZM102 94H103V93H101V95H102ZM113 94H114V91H113ZM148 94H149V93H148ZM163 94H164V93H163ZM242 94H243V93H242ZM251 94H252V93H251ZM263 94H264V93H263ZM1 95H2V93H1ZM9 95H10V94H9ZM58 95H59V94H58ZM62 95H63V94H62ZM73 95H75V94H72V96H73ZM77 95H79V94H77ZM77 95H76V96H77ZM99 95H100V93H99ZM99 95H98V96H99ZM132 95H134V94H132ZM183 95H184V94H183ZM198 95H199V94H198ZM207 95H208V94H207ZM236 95H237V94H236ZM236 95H235V96H236ZM243 95H244V94H243ZM35 96H36V95H35ZM44 96H45V95H44ZM46 96H47V95H46ZM51 96H52V95H51ZM55 96H57V95H55ZM60 96H61V95H60ZM89 96H90V94H89ZM106 96H107V95H106ZM134 96H135V97H134V99H135L137 95H134ZM163 96H165V95H163ZM163 96H162V98H163ZM194 96H195V95H194ZM201 96H202V95H201ZM238 96H241L240 93H239ZM250 96H251V95H250ZM259 96H260V95H259ZM21 97H22V96H21ZM24 97H25V96H24ZM74 97H75V96H73V98H74ZM87 97H88V95H87ZM160 97H161V95H160ZM207 97H208V96H207ZM222 97H223V96H222ZM222 97H221V98H222ZM226 97H227V96H226ZM254 97H255V96H254ZM0 98H1V97H0ZM48 98H51V97L49 96ZM92 98H93V97H92ZM103 98H104V97H103ZM110 98H112V97H110ZM148 98H150V97H148ZM228 98H229V97H228ZM241 98H242V97H241ZM241 98H240V99H241ZM32 99H33V97H32ZM57 99H58V97H57ZM59 99H60V98H59ZM59 99H58V100H59ZM95 99H96V97H95ZM124 99H125V98H124ZM185 99H186V98H185ZM192 99H193V98H192ZM225 99H226V98H225ZM250 99H251V98H250ZM257 99H258V98H257ZM52 100H53V99H52ZM79 100H80V99H79ZM99 100H100V99H99ZM113 100H114V99H113ZM125 100H126V99H125ZM132 100H133V99H132ZM148 100H149V99H148ZM148 100H147V101H148ZM153 100H154V99H153ZM202 100H203V98H202ZM243 100H244V98H243ZM259 100H260V99H259ZM0 101H1V100H0ZM54 101H55V100H54ZM87 101H88V100H86V103H87ZM105 101H106V100H105ZM119 101H120V100H119ZM137 101H138V99H137ZM161 101L164 102V101H166V100L163 99V100H161ZM235 101H236V100H235ZM2 102H3V101H2ZM2 102H0L1 105L4 104V103L2 104ZM36 102H37V101H36ZM48 102H49V101H48ZM80 102H81V101H80ZM109 102H110V101H109ZM131 102H132V101H131ZM175 102H176V101H175ZM192 102H193V101H192ZM216 102H217V101H216ZM237 102H238V101H237ZM22 103H23V102H22ZM89 103H90V102H89ZM89 103H88V105H89ZM91 103H92V102H91ZM91 103H90V104H91ZM99 103H100V102H99ZM111 103H113V102H111ZM126 103H127V102H126ZM129 103H130V102H129ZM164 103H165V102H164ZM232 103H233V102H232ZM241 103H242V102H241ZM84 104H85V103H84ZM84 104H83V105H84ZM103 104H104V103H103ZM113 104H114V103H113ZM119 104H121V103H119ZM123 104H124V103H123ZM132 104H133V103H132ZM132 104H131V105H132ZM175 104H176V103H175ZM195 104H196V103H195ZM206 104H208V103H206ZM209 104H210V103H209ZM91 105H92V104H91ZM100 105H101V104H100ZM107 105H108V104H107ZM121 105H122V104H121ZM141 105H142V104H141ZM144 105H145V104H144ZM154 105H155V104H154ZM171 105H172V104H171ZM235 105L237 106V104H235ZM243 105H244V104H243ZM25 106H26V105H25ZM49 106H50V105H49ZM104 106H105V105H104ZM128 106H129V105H128ZM161 106H162V105H161ZM182 106H184V105L182 104ZM204 106H205V105H204ZM5 107H6V106H5ZM107 107H108V106H107ZM114 107H115V105H114ZM117 107H119V106H117ZM129 107H130V106H129ZM135 107H136V106H135ZM141 107H142V106H140V108H141ZM156 107H157V105H156ZM237 107H238V106H237ZM13 108H14V107H13ZM68 108H71V107L69 106V107H67V109H68ZM130 108H131V107H130ZM142 108H143V107H142ZM241 108H243V107H241ZM245 108H246V107H245ZM2 109H3V110L5 109L4 106H3ZM31 109H32V108H31ZM151 109H152V108H151ZM198 109H199V108H198ZM263 109H264V108H263ZM6 110L9 111L10 109L6 108ZM6 110H4V111H6ZM17 110H18V109H17ZM19 110H20V109H19ZM91 110H92V109H91ZM159 110H163V109L161 108V109H159ZM159 110L157 109V111H159ZM243 110H244V109H243ZM13 111H14V110H13ZM72 111H74V110H72ZM92 111H93V110H92ZM94 111H95V110H94ZM112 111H113V110H112ZM129 111H130V110H129ZM146 111H148V110L146 109ZM146 111H145V112H146ZM233 111H234V110H233ZM235 111H236V110H235ZM10 112H11V111H10ZM53 112H54V111H53ZM70 112H71V111H70ZM90 112H91V111H90ZM123 112H124V111H123ZM125 112H126V110H125ZM162 112H163V111H162ZM250 112H251V111H250ZM250 112H249V113H250ZM263 112H264V111H263ZM54 113H55V112H54ZM54 113H53V115H55ZM68 113H69V112H68ZM72 113H73V112H72ZM76 113H77V112H76ZM91 113H92V112H91ZM91 113H89V115H90ZM110 113H111V111H110ZM127 113H128V112H127ZM130 113H132V111H131ZM134 113L136 114V113H138V112H133V115H134ZM148 113H149V112H148ZM148 113H147V114H148ZM166 113H167V112H166ZM243 113H244V112H243ZM257 113H258V112H257ZM80 114H81V113H80ZM97 114H99V113H97ZM140 114H141V115H144V114H142V113H140ZM155 114H156V113H155ZM160 114H161V113H160ZM57 115H58V114H57ZM78 115H79V114H78ZM87 115H88V114H87ZM114 115H115V114H114ZM128 115H129V114H128ZM131 115H132V114H131ZM145 115H146V114H145ZM148 115H149V114H148ZM199 115H200V114H199ZM32 116H33V115H32ZM55 116H56V115H55ZM60 116H62V115L60 114ZM68 116H69V115H68ZM82 116H85V114H84V115H81V116H79V117L83 118ZM112 116H113V115H112ZM112 116H111V117H112ZM158 116H159V115H158ZM162 116H163V115H162ZM192 116H193V115H192ZM254 116H255V115H254ZM263 116H264V115H263ZM35 117H36V115H35ZM48 117H49V116H48ZM70 117L73 118L72 116H70ZM89 117H90V116H88V119H89ZM115 117H117V116H115ZM128 117H129V116H128ZM166 117H167V115H166ZM55 118H56V117H55ZM109 118H110V117H109ZM118 118H119V117H118ZM141 118H142V117H141ZM176 118H177V117H176ZM189 118H190V117H189ZM193 118H194V117H193ZM33 119H34V118H33ZM38 119H39V117H38ZM84 119H85V118H84ZM93 119H94V118H93ZM113 119H114V118H113ZM121 119H122V116H121ZM138 119L140 120V118H138ZM162 119H163V118H162ZM196 119H197V118H196ZM49 120H50V119H49ZM53 120H54V119H53ZM81 120H82V119H81ZM133 120H134V117H133ZM139 120H138V121H139ZM148 120H149V119H148ZM164 120H165V118H164ZM178 120H179V119H178ZM193 120H195V118H194ZM17 121H18V120H17ZM33 121H34V120H33ZM86 121H87V119H86ZM125 121H126V120H125ZM136 121H137V120H136ZM136 121H134V122L136 123ZM153 121H154V120H153ZM187 121H188V120H187ZM256 121H257V120H256ZM35 122H36V121H35ZM107 122H108V121H107ZM109 122H111V121H109ZM154 122H155V121H154ZM154 122H153V123H154ZM156 122H157V121H156ZM167 122H168V121H167ZM206 122H207V121H206ZM249 122H250V121H249ZM18 123H19V122H18ZM87 123H88V122H87ZM89 123H90V122H89ZM89 123H88V124H89ZM125 123H126V122H125ZM129 123H130V122H129ZM131 123H132V122H131ZM131 123H130V124H131ZM148 123H150V122H148ZM153 123H152V124H153ZM157 123H158V122H157ZM197 123H198V122H197ZM41 124H42V122H41ZM83 124H84V123H83ZM111 124H112V122H111ZM130 124H129V125H130ZM154 124H155V123H154ZM159 124H160V123H159ZM168 124H169V123H168ZM171 124H172V123H171ZM216 124L218 125V123H216ZM234 124H235V123H234ZM238 124H239V123H238ZM253 124H254V123H253ZM14 125H15V124H14ZM98 125H99V124H98ZM112 125H113V124H112ZM150 125H151V123H150ZM156 125H157V124H156ZM166 125H167V123H166ZM186 125H187V124H186ZM204 125H205V124H204ZM228 125H229V124H228ZM16 126H17V125H16ZM34 126H35V128H36V125H34ZM57 126H58V125H57ZM84 126H85V125H84ZM167 126H168V125H167ZM213 126H214V125H213ZM250 126H252V125H250ZM3 127H4V125H3ZM17 127H18V126H17ZM59 127H60V125H59ZM104 127H106V125H105ZM119 127H121V126H119ZM123 127H124V126H123ZM134 127H135V126H134ZM143 127H144V126H143ZM155 127H156V126H155ZM165 127H166V126H165ZM170 127H171V125H170ZM235 127H236V126H235ZM13 128H14V126H13ZM35 128H34V130H35ZM106 128H107V127H106ZM136 128H138V127H136ZM139 128H140V127H139ZM149 128H150V127H149ZM149 128H148V129H149ZM166 128H167V127H166ZM209 128H210V127H209ZM223 128H225V127H223ZM223 128H222V129H223ZM3 129H4V128H3ZM21 129H22V128H21ZM38 129H39V128H38ZM53 129H54V128H53ZM56 129H57V128H56ZM96 129H97V127H96ZM96 129H95V130H96ZM99 129H100V127H99ZM120 129H121V128H120ZM143 129H144V128H143ZM154 129H155V128H154ZM168 129H169V128H168ZM210 129H212V128H210ZM227 129H228V128H227ZM1 130H2V129H1ZM9 130H10V129H9ZM22 130H23V129H22ZM95 130H94V131H95ZM140 130H141V128H140ZM155 130H156V129H155ZM192 130H193V129H192ZM201 130H202V129H201ZM208 130H209V129H208ZM228 130H229V129H228ZM231 130H232V129H231ZM19 131H20V130H19ZM37 131H38V130H37ZM117 131H118V130H117ZM125 131H127V129H126ZM138 131H139V130H138ZM152 131H153V129H152ZM167 131H168V130H167ZM193 131H194V130H193ZM232 131H233V130H232ZM236 131H237V130H236ZM29 132L31 133V130H28V134H29ZM35 132H36V131H35ZM83 132H84V131H83ZM88 132H90V131H88ZM96 132H97V131H96ZM107 132H108V131L106 130V133H107ZM133 132H134V129H133ZM157 132H158V131H157ZM172 132H174V131H172ZM187 132H188V131H187ZM11 133H12V132H11ZM19 133H20V132H19ZM19 133H18V134H19ZM36 133H37V132H36ZM129 133H130V132H129ZM154 133H155V132H154ZM194 133H195V132H194ZM257 133H258V132H257ZM259 133H260V132H259ZM84 134H85V133H84ZM127 134H128V133H127ZM131 134H132V133H131ZM142 134H143V133H142ZM146 134H147V133H146ZM157 134H158V133H157ZM33 135H34V133H33ZM70 135H71V134H70ZM118 135H120V134H118ZM121 135H122V133H121ZM128 135H129V134H128ZM191 135H192V134H191ZM198 135H199V134H198ZM214 135H215V134H214ZM24 136H25V135H24ZM64 136H65V135H64ZM67 136H68V135H67ZM90 136H91V135H90ZM110 136H111V135H110ZM129 136H130V135H129ZM37 137H38V135H37ZM69 137H71V136H69ZM78 137H79V136H78ZM86 137H87V136H86ZM92 137H93V136H92ZM132 137H133V135H132ZM132 137H131V138H132ZM23 138H24V137H23ZM93 138H94V137H93ZM120 138H121V137H120ZM142 138H145V137H142ZM177 138H179V137H177ZM37 139H38V138H37ZM46 139H47V138H46ZM79 139H80V138H78V140H79ZM110 139H111V138H110ZM118 139H119V138H118ZM165 139H166V137H165ZM179 139H180V138H179ZM192 139H193V138H192ZM1 140H2V138H1ZM1 140H0V142H1ZM133 140H134V139H133ZM156 140H157V139H156ZM166 140H167V139H166ZM41 141H42V140H41ZM90 141H92V140H90ZM107 141H109V139H108ZM130 141H131V140H130ZM159 141H160V140H159ZM190 141L192 142L193 140H190ZM194 141H195V140H194ZM194 141H193V142H194ZM13 142H14V141H13ZM13 142H12V143H13ZM135 142H136V140H135ZM167 142H168V140H167ZM196 142H197V140H196ZM263 142H264V141H263ZM2 143H3V141H2ZM2 143H0V147L4 144V143H3V144H2ZM62 143H63V142H62ZM87 143H89V142H87ZM120 143L122 144V142H120ZM138 143H139V142H138ZM144 143H145V142H144ZM144 143H143V144H144ZM163 143H164V142H163ZM163 143H162V144H163ZM170 143H171V141H170ZM1 144H2V145H1ZM15 144H16V142H14V145H15ZM60 144H61V143H60ZM89 144H90V143H89ZM121 144H120V145H121ZM132 144H133V141H132ZM164 144H165V143H164ZM164 144H163V146H164ZM172 144H173V143H172ZM12 145H13V144H12ZM14 145H13V146H14ZM174 145H175V144H174ZM185 145H187V144H185ZM189 145H191V144H189ZM20 146H21V145H20ZM90 146H91V145H90ZM128 146H129V145H128ZM157 146H158V145H157ZM161 146H162V145H161ZM194 146H195V145H194ZM54 147H55V146H54ZM94 147H96V146H94ZM120 147H121V146H120ZM165 147H166V146H165ZM167 147H168V146H167ZM178 147H179V145H178ZM190 147H192V146H190ZM88 148H89V147H88ZM121 148H122V147H121ZM121 148H120V149H121ZM179 148H180V147H179ZM185 148H186V147H185ZM204 148H205V147H204ZM0 149H1V148H0ZM94 149H95V148H94ZM135 149H136V148H135ZM186 149H187V148H186ZM82 150H83V149H82ZM121 150H122V149H121ZM169 150H170V149H169ZM36 151H37V150H36ZM135 151H136V150H135ZM141 151H142V149H141ZM143 151H144V150H143ZM171 151H172V150H171ZM171 151H170V152H171ZM190 151H191V150H189V154H190ZM198 151H199V150H198ZM125 152H126V151H125ZM125 152H124V153H125ZM158 152H159V151H158ZM194 152H195V151H194ZM248 152H249V151H248ZM253 152H254V151H253ZM259 152H260V151H259ZM85 153H86V152H85ZM122 153H123V152H122ZM126 153H127V152H126ZM136 153H137V152H136ZM192 153H193V152H192ZM202 153H203V152H202ZM210 153H211V152H210ZM133 154H134V153H133ZM139 154H140V153H139ZM164 154H165V153H164ZM172 154H174V153H172ZM251 154H252V153H251ZM27 155H29V154H27ZM27 155H26V156H27ZM31 155H32V154H31ZM31 155H30V156H31ZM33 155H34V154H33ZM87 155H88V154H87ZM89 155H90V154H89ZM125 155H126V154H125ZM184 155H185V154H184ZM198 155H199V154H198ZM34 156H36V154H35ZM90 156H91V155H90ZM92 156H93V155H92ZM175 156H176V155H175ZM181 156H182V155H181ZM199 156H200V155H199ZM258 156H259V155H258ZM263 156H264V155H263ZM38 157H39V156H38ZM51 157H52V156H51ZM94 157L96 158L97 156H94ZM130 157H131V156H130ZM167 157H168V156H167ZM201 157H202V156H201ZM212 157H213V156H212ZM39 158H40V157H39ZM39 158H37V159H39ZM60 158H61V157H60ZM90 158H91V157H90ZM137 158H138V157H137ZM218 158H219V157H218ZM261 158H262V156H261ZM261 158H260V159H261ZM2 159H3V158H2ZM25 159H26V158H25ZM109 159H110V158H109ZM131 159H132V158H131ZM144 159H145V158H144ZM166 159H167V158H166ZM172 159H173V158H172ZM187 159H188V158H187ZM263 159H264V158H263ZM3 160H4V159H3ZM11 160H12V159H11ZM35 160H36V159H35ZM44 160H45V159H44ZM52 160H54V159H52ZM110 160H111V159H110ZM113 160H114V159H113ZM195 160H196V158H195ZM217 160H218V159H217ZM219 160H220V159H219ZM247 160H248V159H247ZM12 161H13V160H12ZM55 161H56V159H55ZM89 161H90V160H89ZM105 161H106V160H105ZM133 161H134V160H133ZM165 161H166V160H165ZM192 161H193V160H192ZM192 161H191V163H192ZM215 161H216V160H215ZM8 162H10V161H8ZM20 162H21V161H20ZM47 162H49L48 159H47ZM58 162H59V161H58ZM71 162H72V161H71ZM124 162H125V161H124ZM166 162H167V161H166ZM225 162H226V161H225ZM225 162H224V163H225ZM18 163H19V162H18ZM103 163H104V162H103ZM110 163H111V162H110ZM126 163H128V162H126ZM152 163H153V162H152ZM170 163H171V161H170ZM191 163H190V164H191ZM221 163H222V162H221ZM247 163H248V162H247ZM5 164H6V163H5ZM7 164H9V163H7ZM13 164H14V162H13ZM47 164H48V163H47ZM68 164H69V163H68ZM108 164H109V163H108ZM120 164H121V163H120ZM153 164H154V163H153ZM163 164H164V163H163ZM195 164H196V163H195ZM200 164H201V163H200ZM233 164H235V163H233ZM10 165H11V164H10ZM14 165H17V164H14ZM21 165H22V164H21ZM89 165H90V164H89ZM99 165H100V164H99ZM135 165H136V164H135ZM150 165H151V164H150ZM159 165H160V164H159ZM227 165H228V163H227ZM3 166L5 167L6 165H3ZM17 166H18V165H17ZM51 166H53V165H51ZM85 166H87V164H86ZM53 167H54V166H53ZM100 167H101V166H100ZM115 167H116V166H115ZM151 167H152V166H151ZM245 167H246V165H245ZM45 168H47V167H45ZM82 168H83V167H82ZM85 168H86V167H85ZM101 168H102V167H101ZM101 168L99 169V171L101 170ZM157 168H159V167L157 166ZM166 168H167V166H166ZM183 168H184V167H183ZM183 168H182V169H183ZM185 168H186V167H185ZM2 169H3L2 171H4V168H2ZM7 169H8V168H7ZM56 169H57V168H56ZM89 169H90V168H89ZM96 169H98V168H96ZM103 169H104V168H103ZM120 169H121V167H120ZM188 169H189V168H188ZM57 170H58V169H57ZM62 170H63V169H62ZM72 170H74V169H72ZM77 170H78V169H77ZM121 170H122V169H121ZM136 170H137V169H136ZM140 170H141V169H140ZM185 170H186V169H185ZM189 170H190V169H189ZM5 171H7V170H6V167H5ZM74 171H75V170H74ZM86 171H87V170H86ZM86 171H85V172H86ZM101 171H103V170H101ZM101 171H100V172H101ZM170 171H171V169H170ZM170 171H168V172H170ZM181 171H182V170H181ZM187 171H188V170H187ZM187 171H186V172H187ZM31 172H32V171H31ZM48 172H49V171H48ZM116 172H117V171H116ZM128 172H129V171H128ZM178 172H180V171H178ZM189 172H190V171H189ZM249 172H250V171H249ZM53 173H55V172H53ZM61 173H62V172H61ZM83 173H84V171H83ZM108 173H109V172H108ZM110 173H111V172H110ZM118 173H119V170H118ZM118 173H117V174H118ZM150 173H151V172H150ZM170 173H171V172H170ZM173 173H174V172H173ZM182 173H183V172H182ZM247 173H248V172H247ZM4 174H7V172L4 173ZM8 174H9V173H8ZM8 174H7V175H8ZM119 174H120V173H119ZM125 174H126V173H125ZM139 174H140V173H139ZM187 174H188V173H187ZM219 174H220V173H219ZM29 175H30V174H29ZM53 175L55 176V175H57V174H53ZM102 175H103V174H102ZM108 175H109V174H108ZM115 175H116V174H115ZM120 175H121V174H120ZM146 175H147V174H146ZM156 175H157V174H156ZM170 175H171V174H170ZM170 175H169V176H170ZM174 175H175V174H174ZM180 175H181V174H180ZM202 175H203V174H202ZM9 176H11V175L9 174ZM14 176H15V175H13V177H14ZM27 176H28V175H27ZM30 176H31V175H30ZM32 176H33V175H32ZM57 176H58V175H57ZM69 176H70V175H69ZM103 176H104V175H103ZM124 176H125V175H124ZM160 176H161V175H160ZM160 176H159V178H160ZM243 176H244V175H243ZM246 176H247V175H246ZM249 176H250V175H249ZM249 176H248V177H249ZM13 177H10V179L12 178V180H14ZM61 177H62V176H61ZM117 177H118V176H117ZM131 177H133V174H132ZM163 177H164V175L162 176V178H163ZM191 177H192V176H191ZM20 178H21V177H19V181H20ZM30 178H31V177H30ZM57 178H58V177H57ZM64 178H65V177H64ZM72 178H73V176H72ZM107 178H108V177H107ZM120 178H121V177H120ZM150 178H151V177H150ZM150 178H149V179H150ZM159 178H158V179H159ZM179 178H180V177H179ZM199 178H200V177H199ZM2 179H3V178H2ZM21 179H22V178H21ZM27 179H28V178H27ZM47 179H48V178H47ZM118 179H119V178H118ZM143 179H144V178H143ZM147 179H148V178H147ZM187 179H189V178H187ZM261 179H262V177H261ZM31 180H32V178H31ZM33 180H34V179H33ZM80 180H81V179H80ZM107 180H108V179H107ZM107 180H106V181H107ZM114 180H115V179H114ZM160 180H161V179H160ZM160 180H158V182H159ZM169 180L171 181V179H169ZM5 181H6V180H5ZM44 181L46 182V179H45ZM53 181H55V179H53ZM77 181H78V180H77ZM77 181H76V182H77ZM119 181H120V180H119ZM184 181H185V179H184ZM27 182H29V180H27ZM35 182H36V180H35ZM76 182H75V184H76ZM80 182H81V181H80ZM154 182H155V181H154ZM187 182H188V181H187ZM189 182H190V181H189ZM204 182H205V180H204ZM204 182H203V183H204ZM234 182H235V181H234ZM50 183H52V182H50ZM81 183H82V182H81ZM95 183H96V182H95ZM113 183L115 184V182H113ZM113 183H112V184H113ZM140 183H141V182H140ZM152 183H153V182H152ZM152 183H151V185H152ZM171 183H172V182H171ZM106 184H107V183H106ZM122 184H123V183H122ZM129 184H130V183H129ZM142 184H143V183H142ZM177 184H178V183H177ZM179 184H181V183H179ZM211 184H213V183H211ZM2 185H3V184H2ZM77 185H78V183H77ZM86 185H87V184H86ZM117 185H118V184H117ZM160 185H161V184H160ZM171 185H172V184H171ZM184 185H185V184H184ZM201 185H202V184H201ZM222 185H223V184H222ZM240 185H241V184H240ZM240 185H239V186H240ZM38 186H39V185H38ZM41 186H42V185H41ZM41 186H40V187H41ZM83 186H84V184H83ZM88 186H90V185H88ZM138 186H139V185H138ZM138 186H137V187H138ZM168 186H169V184H168ZM204 186H205V185H204ZM223 186H224V185H223ZM239 186H238V187H239ZM43 187H45V186H43ZM67 187H68V186H67ZM93 187H94V186H93ZM139 187H141V186H139ZM139 187H138V188H139ZM145 187H146V186H145ZM159 187H160V186H159ZM165 187H166V186H165ZM9 188H10V187H9ZM80 188H82V187H80ZM189 188H190V187H189ZM215 188H216V186H215ZM230 188H231V187H230ZM0 189H1V188H0ZM101 189H102V188H101ZM161 189H162V186H161ZM163 189H164V188H163ZM167 189H168V188H167ZM180 189H181V188H180ZM210 189H211V188H210ZM6 190H7V189H6ZM60 190H61V189H60ZM71 190H72V189H71ZM78 190H80V189H78ZM104 190H105V189H104ZM149 190H150V189H149ZM156 190H157V189H156ZM169 190H171V189H169ZM198 190H199V189H198ZM207 190H208V189H207ZM212 190H213V188H212ZM227 190H228V189H227ZM62 191H63V189H62ZM80 191H81V190H80ZM80 191H79V193H80ZM97 191H99V190H97ZM112 191H113V189H112ZM221 191H222V190H221ZM237 191H238V190H237ZM237 191H236V192H237ZM51 192H52V191H51ZM86 192H87V191H86ZM102 192H103V191H102ZM114 192H115V191H114ZM156 192H157V191H156ZM171 192H173V191H171ZM176 192H177V191H176ZM176 192H175V194H176ZM185 192H186V191H185ZM238 192H240V191H238ZM6 193H7V192H6ZM69 193H70V192H69ZM71 193H72V191H71ZM93 193H95V192H93ZM97 193H99V192H97ZM103 193H105V192H103ZM112 193H113V192H112ZM116 193H117V192H116ZM118 193H119V192H118ZM145 193H146V192H144V194H145ZM149 193H150V192H149ZM177 193H178V192H177ZM208 193H209V192H208ZM75 194H77V193H75ZM95 194H96V193H95ZM100 194H101V193H100ZM121 194H122V192H121ZM144 194H143V195H144ZM171 194H172V193H171ZM179 194H180V192H179ZM10 195H11V193H10ZM20 195L22 196V194H20ZM143 195H142V196H143ZM219 195H220V194H219ZM223 195H224V194H223ZM230 195H231V194H230ZM5 196H6V195H5ZM5 196H4V197H5ZM111 196H113V195H111ZM118 196H119V195H118ZM123 196H124V195H123ZM169 196H170V195H169ZM24 197H25V196H24ZM70 197H71V196H70ZM72 197H73V196H72ZM98 197H99V196H98ZM156 197H158V196H156ZM156 197H155V198H156ZM167 197H168V196H167ZM212 197H213V196H212ZM230 197H231V196H230ZM249 197H250V196H249ZM21 198H22V197H21ZM25 198H26V197H25ZM33 198H34V197H33ZM64 198H65V196H64ZM67 198H68V197H67ZM73 198H74V197H73ZM104 198H105V197H104ZM108 198H109V197H108ZM108 198H107L106 200H108ZM146 198H147V197H146ZM168 198H169L168 200H170V197H168ZM173 198H174V197H173ZM176 198H177V197H176ZM182 198H183V197H182ZM203 198H204V197H203ZM1 199H2V198H1ZM8 199H9V197H8ZM36 199H37V198H36ZM99 199H100V198H99ZM142 199H143V198H142ZM158 199H159V198H158ZM160 199H163V198L160 197ZM166 199H167V198H166ZM225 199H226V198H225ZM27 200H28V199H27ZM75 200H76V199H75ZM97 200H98V199H97ZM110 200H111V199H110ZM112 200H113V198H112ZM131 200H132V199H131ZM154 200H155V199H154ZM168 200H167V201H168ZM200 200H201V199H200ZM220 200H221V199H220ZM232 200H233V198H232ZM237 200H238V199H237ZM6 201H7V199H6ZM28 201H29V200H28ZM62 201H63V200H62ZM69 201H70V200H69ZM100 201H101V200H100ZM115 201H116V200H115ZM134 201H135V200H134ZM139 201H140V200H139ZM145 201H146V200H145ZM151 201H152V200H151ZM172 201H173V199H172ZM233 201H234V200H233ZM3 202H5V201H3ZM7 202H8V201H7ZM29 202H31V203H32V202L35 203L36 201L34 202V200H33V201L31 200V201H29ZM39 202H40V201H39ZM63 202H64V201H63ZM76 202H78V201H76ZM101 202H102V201H101ZM140 202L142 203V201H140ZM148 202H149V201H148ZM169 202H170V201H169ZM169 202H167V203H169ZM173 202H174V201H173ZM185 202H186V201H185ZM192 202H193V201H192ZM37 203H38V201H37ZM37 203H35L34 205L36 206ZM49 203H50V202H49ZM69 203H71V202H69ZM102 203H103V202H102ZM113 203H114V202H113ZM115 203H116V202H115ZM125 203H126V202H125ZM159 203H160V202H159ZM170 203H171V202H170ZM189 203H190V202H189ZM189 203H188V204H189ZM193 203H194V202H193ZM224 203H225V201H224ZM238 203H239V202H238ZM1 204H2V202H1ZM24 204H25V203H24ZM39 204H41V202H40ZM45 204H47V203L44 202V205H45ZM50 204H51V203H50ZM98 204H99V203H98ZM134 204H135V203H134ZM142 204H143V203H142ZM156 204H157V203H156ZM161 204H163V203H161ZM174 204H175V203H174ZM225 204H226V203H225ZM2 205H3V204H2ZM51 205H52V204H51ZM61 205H62V204H61ZM105 205H106V204H105ZM108 205H109V204H108ZM115 205H116V204H115ZM172 205H173V204H172ZM195 205H196V204H195ZM195 205H194V206H195ZM243 205H244V204H243ZM3 206H4V205H3ZM37 206L39 207L40 205H37ZM56 206H59V208L61 207V206L58 205V204H57ZM99 206H101V205L99 204ZM99 206H98V208H99ZM156 206H158V205H156ZM156 206H155V208H156ZM169 206H170V205H169ZM205 206H206V205H205ZM229 206H230V205H229ZM236 206H237V205H236ZM241 206H242V205H241ZM30 207H31V206H30ZM51 207H52V206H51ZM53 207H54V206H53ZM62 207H63V206H62ZM73 207H75V206H73ZM101 207H102V206H101ZM104 207H105V206H104ZM117 207H118V205H117ZM144 207H145V206H144ZM167 207H168V206H167ZM105 208H109V206H108V207H105ZM120 208H121V207H120ZM122 208H123V207H122ZM134 208H135V207H134ZM183 208H185V207H183ZM203 208H204V207H203ZM209 208H211V207H209ZM209 208H208V209H209ZM225 208H227V207H225ZM40 209H41V207H40ZM48 209H49V208H48ZM57 209H58V208H57ZM74 209H75V208H74ZM92 209H94L93 206H92ZM109 209H110V208H109ZM113 209H114V208H113ZM173 209H175V208H173ZM173 209H172V210H173ZM181 209H182V208H181ZM51 210H52V208H51ZM53 210H54V209H53ZM58 210H59V209H58ZM58 210H56V211H58ZM61 210H63V209L61 208L60 211H61ZM75 210H76V209H75ZM78 210H79V209H78ZM82 210H83V209H82ZM82 210H81V212H82ZM178 210H180V209H178ZM178 210H177V211H178ZM188 210H189V209H188ZM227 210H228V209H227ZM232 210H233V209H232ZM239 210H240V209H239ZM239 210H238V211H239ZM241 210H242V209H241ZM14 211H15V210H14ZM49 211H50V210H49ZM65 211H66V210H65ZM65 211H64V212H65ZM145 211H146V210H145ZM162 211H163V210H162ZM204 211H206V210H204ZM208 211H209V210H208ZM230 211H231V210H230ZM0 212H1V211H0ZM4 212H5V211H4ZM67 212H68V210H67ZM91 212H92V211H91ZM180 212H182V211H180ZM195 212H197V211L195 210ZM212 212H213V211H212ZM224 212H225V211H224ZM14 213H15V212H14ZM78 213H79V212H78ZM83 213H84V212H83ZM97 213H98V212H97ZM103 213H104V212H103ZM207 213H208V212H207ZM225 213H226V212H225ZM232 213H234V212H232ZM235 213H236V212H235ZM17 214H18V212H17ZM57 214H58V213H57ZM59 214H61V213H59ZM147 214H148V212L146 213V216H147ZM191 214H192V213H191ZM208 214H209V213H208ZM25 215H26V214H25ZM45 215H46V214H45ZM92 215H93V214H92ZM97 215H98V214H97ZM202 215H203V214H202ZM222 215H223V214H222ZM226 215H227V214H226ZM20 216H21V215H20ZM57 216H59V215H57ZM66 216H67V215H66ZM79 216H80V215H79ZM93 216H94V215H93ZM95 216H96V215H95ZM113 216H115V215H113ZM117 216H118V214H117ZM121 216H122V215H121ZM121 216H120V217H121ZM173 216H174V215H173ZM180 216H181V215H180ZM191 216H192V215H191ZM211 216H212V214H211ZM211 216H210V217H211ZM8 217H9V216H8ZM8 217H7L6 220L11 221L12 218H11V219H8ZM10 217H11V216H10ZM22 217H23V216H22ZM59 217H60V216H59ZM70 217H71V216H70ZM89 217H90V216H89ZM109 217H112V216L110 215ZM139 217H140V216H139ZM205 217H206V216H205ZM213 217H214V216H213ZM218 217H219V216H218ZM15 218H16V216H15ZM42 218H43V217H42ZM61 218H62V217H60V219H61ZM64 218H65V217H64ZM75 218H76V217H75ZM75 218H74V219H75ZM83 218H84V217H83ZM170 218H172V217H170ZM179 218H180V217H179ZM185 218H186V217H185ZM193 218H194V216H193ZM206 218H207V217H206ZM0 219H1V218H0ZM62 219H63V218H62ZM65 219H66V218H65ZM65 219H63V220H65ZM69 219H70V218H69ZM94 219H95V218H94ZM108 219H109V218H108ZM145 219H146V217H145ZM175 219H177V218H175ZM209 219H210V218H209ZM212 219H213V218H212ZM4 220H5V219H4ZM4 220H3V221H4ZM24 220H25V219H24ZM26 220H27V218H26ZM75 220H77V219H75ZM75 220H74V221H75ZM81 220H82V219H81ZM99 220H100V219H99ZM104 220H105V219H104ZM112 220H113V219H112ZM127 220H128V219H127ZM185 220H186V219H185ZM214 220H215V219H214ZM9 221H8V222H9ZM12 221H13V220H12ZM58 221H59V220H58ZM74 221H73V222H74ZM93 221H94V220H93ZM124 221H126V220L124 219ZM137 221H138V219H137ZM173 221H174V220H173ZM177 221H178V220H177ZM177 221H176V222H177ZM215 221H216V220H215ZM6 222H7V221H6ZM55 222H56V221H55ZM64 222L66 223V221H64ZM96 222H97V221H96ZM102 222H103V221H102ZM114 222H115V221H114ZM133 222H134V221H133ZM174 222H175V221H174ZM176 222H175V223H176ZM196 222H197V221H196ZM218 222H219V221H218ZM26 223H28V222H26ZM29 223H30V222H29ZM90 223H91V222H90ZM97 223H99V222H97ZM108 223H109V222H108ZM117 223H118V222H117ZM119 223H120V222H119ZM131 223H132V222H131ZM135 223H137V222H135ZM158 223H159V222H158ZM158 223H157V224H158ZM181 223H182V222H181ZM192 223H193V222H192ZM223 223H224V222H223ZM4 224H5V223H4ZM34 224H35V223H34ZM59 224H60V222H59ZM92 224H93V223H92ZM100 224H101V223H100ZM102 224H103V223H102ZM102 224H101V225H102ZM110 224H111V223H110ZM120 224H121V223H120ZM171 224H172V223H171ZM176 224H177V223H176ZM182 224H184V222H183ZM254 224H255V223H254ZM254 224H253V225H254ZM6 225H7V224H6ZM27 225H29V224H27ZM37 225H38V224H37ZM56 225H57V224H56ZM72 225H73V224H72ZM96 225H97V224H96ZM173 225H174V224H173ZM173 225H172V226H173ZM186 225H187V224H186ZM189 225H190V224H189ZM194 225H195V224H194ZM197 225H199V224H197ZM208 225H209V224H208ZM60 226H61V225H60ZM102 226H103V225H102ZM114 226H115V225H114ZM162 226H163V224H162ZM165 226H166V225H165ZM169 226H170V225H169ZM205 226H206V225H205ZM215 226H216V225H215ZM1 227H2V225H1ZM27 227H28V226H27ZM35 227H36V226H35ZM37 227H38V226H37ZM37 227H36V228H37ZM50 227H51V226H50ZM89 227H90V226H89ZM91 227H92V226H91ZM103 227H104V226H103ZM130 227H133V226L130 225ZM163 227H164V226H163ZM190 227H191V226H190ZM192 227H193V226H192ZM196 227H197V226H196ZM253 227H254V226H253ZM47 228H48V227H47ZM67 228H68V227H67ZM70 228H71V227H70ZM81 228H82V227H81ZM87 228H88V227H87ZM115 228H116V227H115ZM126 228H127V227H126ZM126 228H125V229H126ZM137 228H139V227L137 226ZM137 228H136V229H137ZM167 228H168V227H167ZM170 228H171V227H170ZM182 228H183V227H182ZM182 228H181V230H182ZM197 228H198V227H197ZM203 228H204V227H203ZM207 228H208V227H207ZM213 228H214V227H213ZM213 228H212V229H213ZM112 229H113V228H112ZM122 229H124V228H122ZM140 229H141V227H140ZM143 229H144V228H143ZM159 229H160V228H159ZM161 229H162V228H161ZM163 229H164V228H163ZM223 229H224V228H223ZM1 230H2V229H1ZM22 230H23V229H22ZM67 230H68V229H67ZM86 230H87V229H86ZM117 230H118V229H116V231H117ZM126 230H127V229H126ZM153 230H154V229H153ZM165 230H166V228H165ZM189 230H190V229H189ZM207 230H208V229H207ZM209 230H210V229H209ZM220 230H221V229H220ZM3 231H4V230H3ZM74 231H75V227H74ZM89 231H90V230H89ZM99 231H100V230H99ZM138 231H139V230H138ZM147 231H148V230H147ZM147 231H146V233H147ZM150 231H151V230H150ZM183 231H184V230H183ZM185 231H186V230H185ZM210 231H211V230H210ZM20 232H21V231H20ZM68 232H69V231H68ZM101 232H102V231H101ZM127 232H128V231H127ZM129 232H132V231H130V229H129ZM168 232H170V231H168ZM180 232H181V231H180ZM260 232H261V231H260ZM8 233H10V232H8ZM37 233H38V232H37ZM37 233H36V234H37ZM42 233H45V232H42ZM42 233H41V234H42ZM69 233H70V232H69ZM73 233H74V232H73ZM97 233H98V232H97ZM97 233H96V234H97ZM151 233H153V232L151 231L150 234H151ZM184 233H185V232H184ZM186 233H187V232H186ZM192 233H193V232H192ZM4 234H5V233H4ZM50 234H51V232H50ZM50 234L48 233V235H50ZM70 234H71V233H70ZM120 234H124V233H120ZM165 234H166V233H164V235H165ZM0 235H1V234H0ZM5 235H7V234H5ZM16 235H17V234H16ZM18 235H19V233H18ZM43 235H45V234H43ZM51 235H52V234H51ZM78 235H79V234H77V236H78ZM98 235H99V233H98ZM171 235H172V234H171ZM175 235H176V234H175ZM228 235H229V234H228ZM259 235H260V234H259ZM12 236L14 237V234H13ZM20 236H21V235H20ZM24 236H25V235H24ZM125 236H127L126 233H125ZM150 236H151V235H150ZM172 236H173V235H172ZM179 236H181V235H179ZM205 236H206V235H205ZM208 236H209V234H208ZM210 236H211V235H210ZM250 236H251V235H250ZM4 237H5V236H4ZM4 237H3V238H4ZM29 237H30V236H29ZM29 237H28V238H29ZM46 237H47V236H46ZM120 237H121V236H120ZM191 237H192V236H191ZM0 238H1V237H0ZM20 238H21V237H20ZM28 238H27V241H30L31 239H30V238L28 239ZM48 238H49V237H48ZM48 238H47V240H48ZM79 238H80V237H79ZM165 238H166V237H165ZM197 238H198V236H197ZM261 238H262V237H261ZM261 238H260V239H261ZM9 239H10V238H9ZM15 239H16V236H15ZM17 239H18V238H17ZM77 239H78V238H77ZM119 239H120V238H118V240H119ZM122 239H124V238H121V239L119 240V242L122 241ZM125 239H126V237H125ZM149 239H150V237H149ZM222 239H224V235H223V238H222ZM257 239H258V237H257ZM32 240H35V239H32ZM32 240H31V244L33 245V244H34V241H32ZM51 240H53V239H51ZM104 240H105V239H104ZM118 240H116L115 242H117ZM170 240H171V239H170ZM209 240H210V239H209ZM209 240H208V241H209ZM246 240H248V239H246ZM5 241H6V240H5ZM25 241H26V240H25ZM27 241H26V242H27ZM37 241H38V240H37ZM49 241H50V240H48V243H49ZM94 241H95V240H94ZM94 241H93V242H94ZM113 241H114V240H113ZM158 241H159V240H158ZM162 241H163V240H162ZM203 241H204V240H203ZM205 241H206V240H205ZM227 241H228V239H227ZM14 242H15V241H14ZM93 242H92V243H93ZM95 242H96V241H95ZM109 242H110V241H109ZM171 242H172V241H170V243H171ZM176 242H177V241H176ZM245 242H246V241H245ZM245 242H244V243H245ZM8 243H9V242H8ZM35 243H36V242H35ZM90 243H91V242H90ZM112 243H113V242H112ZM135 243H136V242H135ZM163 243H164V242H163ZM23 244H24V243H23ZM25 244H26V243H25ZM44 244H45V243H44ZM66 244H67V243H66ZM96 244H97V243H96ZM113 244H114V243H113ZM130 244H131V243H130ZM148 244H149V243H148ZM150 244H151V243H150ZM150 244H149V245H150ZM183 244H184V243H183ZM246 244H247V246H248V243H246ZM1 245H2V243H1ZM34 245L36 246V244H34ZM93 245H94V244H93ZM93 245H92V246H93ZM118 245H119V244H117V246H118ZM157 245H158V243H157ZM169 245H170V244H169ZM177 245H178V244H177ZM181 245H182V244H181ZM214 245H215V244H214ZM250 245H252V244H250ZM250 245H249V246H250ZM9 246H10V245H9ZM17 246H18V245H17ZM75 246H76V245H75ZM77 246H78V245H77ZM82 246H83V245H82ZM114 246H115V245H114ZM154 246H155V245H154ZM188 246H189V245H188ZM219 246H220V245H219ZM229 246H230V245H229ZM0 247H1V246H0ZM36 247H37V246H36ZM108 247H109V246H108ZM110 247H111V246H110ZM110 247H109V248H110ZM139 247H140V246H139ZM141 247H142V246H141ZM156 247H157V246H156ZM190 247H191V246H190ZM195 247H196V246H195ZM253 247H254V246H252V249H253ZM53 248H54V247H53ZM100 248H101V247H100ZM103 248H104V247H103ZM106 248H107V247H106ZM142 248H143V247H142ZM145 248H147V247H145ZM164 248H165V247H164ZM164 248H163V249H164ZM183 248H184V247H183ZM188 248H189V247H188ZM188 248H187V249H188ZM229 248H230V247H229ZM243 248H244V247H243ZM245 248H246V247H245ZM247 248H248V247H247ZM247 248H246V250H247ZM1 249H2V247H1ZM50 249H51V248H50ZM73 249H74V248H73ZM75 249H76V248H75ZM83 249H84V248H83ZM101 249H102V248H101ZM112 249H113V248H112ZM117 249H119V248H117ZM135 249H136V248H135ZM151 249H152V248H151ZM155 249H156V248H155ZM160 249H161V248H160ZM176 249H177V248H176ZM180 249H181V248H180ZM190 249H191V248H190ZM190 249H189V250H190ZM38 250H39V248H38ZM96 250H97V248H96ZM99 250H100V249H99ZM102 250H103V249H102ZM129 250H130V249H129ZM129 250H128V251H129ZM170 250H171V248H170ZM227 250H228V249H227ZM227 250H226V251H227ZM230 250H231V249H230ZM250 250H251V249H250ZM250 250H249V252H251ZM0 251H1V250H0ZM39 251H40V250H39ZM82 251H83V250H82ZM87 251H88V250H87ZM90 251H91V250H90ZM107 251H108V250H106V252H107ZM123 251H124V250H123ZM128 251H127V252H128ZM161 251H162V249H161ZM181 251H182V250H181ZM183 251H184V250H183ZM231 251H233V250H231ZM247 251H248V250H247ZM119 252H120V251H119ZM137 252H138V251H137ZM192 252H193V251H192ZM196 252H198V251H196ZM196 252H195V253H196ZM234 252H235V251H234ZM82 253H83V252H82ZM98 253H99V252H98ZM103 253H104V252H103ZM141 253H142V252H140V256H141ZM145 253H146V252H145ZM145 253H144V254H145ZM164 253H165V251H164ZM185 253H186V251H185ZM242 253H243V252H242ZM12 254H13V253H12ZM45 254H46V253H45ZM85 254H88V253H85ZM89 254H90V256H91V253H89ZM89 254H88V255H89ZM99 254H100V253H99ZM137 254L139 255V253H137ZM148 254H149V253H148ZM207 254H208V253H207ZM211 254H212V253H211ZM244 254H245V253H244ZM244 254H242V255H244ZM103 255H105V254H103ZM109 255H110V254H109ZM118 255H119V253H118ZM126 255H127V254H126ZM138 255H137V256H138ZM182 255H183V254H182ZM209 255H210V254H209ZM220 255H221V254H220ZM247 255H248V254H247ZM7 256H8V254H6V257H7ZM43 256H44V255H43ZM46 256H47V255H46ZM62 256H63V254H62ZM90 256H89V257H90ZM101 256H102V255H101ZM107 256H108V255H107ZM119 256H120V255H119ZM132 256H133V255H132ZM140 256H139V257H140ZM143 256H144V255H143ZM147 256H148V255L146 254V257H147ZM150 256H151V255H150ZM150 256H148V257H150ZM153 256H154V255H153ZM153 256H151V257H153ZM163 256H164V255H163ZM221 256H222V255H221ZM245 256H246V255H245ZM9 257H10V255H9ZM11 257H13V256H11ZM15 257H16V256H15ZM15 257H14V258H15ZM47 257H48V256H47ZM49 257H50V256H49ZM108 257H110V256H108ZM159 257H161L160 254H159ZM187 257H188V256H187ZM187 257H186V258H187ZM222 257H223V256H222ZM239 257H240V256H239ZM239 257H238V258H239ZM246 257H247V256H246ZM24 258H25V257H24ZM193 258H194V257H193ZM217 258H218V257H217ZM78 259H79V258H78ZM83 259H84V258H83ZM106 259H107V258H106ZM121 259H122V258H121ZM125 259H126V258H125ZM125 259H124V260H125ZM141 259H142V258H141ZM144 259H145V258H144ZM165 259H167V258H165ZM195 259H197V258H195ZM202 259H203V258H202ZM214 259H216V258H214ZM221 259H222V258H221ZM227 259H230V258H227ZM242 259H243V258H242ZM25 260H26V258H25ZM25 260H24V261H25ZM30 260L32 261V259H30ZM85 260H86V259H84V261H85ZM150 260H151V259H150ZM150 260H149V261H150ZM153 260H154V259H153ZM153 260H152V261H153ZM163 260H164V259H163ZM193 260H194V259H193ZM212 260H213V259H212ZM212 260H211V262H212ZM233 260H234V259H233ZM238 260H239V259H237V261H238ZM246 260H247V259H246ZM78 261H80V260H78ZM156 261H157V260H156ZM164 261H165V260H164ZM224 261H226V260H224ZM241 261H243V260H241ZM241 261H240V262H241ZM25 262H28V260H26ZM87 262H88V261H87ZM118 262H119V261H118ZM125 262H126V260H125ZM125 262H124V263H125ZM185 262H186V261H185ZM220 262H221V261H220ZM73 263H74V262H73ZM120 263H121V262H120ZM180 263H181V262H180ZM195 263H196V262H195ZM201 263H202V262H201ZM203 263H204V262H203ZM212 263H213V262H212ZM212 263H211V264H212ZM214 263H216V261H215ZM237 263H238V262H237ZM242 263H243V262H242ZM242 263H241V264H242ZM249 263H250V262H249ZM262 263H263V262H262ZM262 263H261V264H262ZM126 264H127V263H126ZM128 264H129V263H128ZM175 264H176V263H175ZM186 264H187V263H186ZM196 264H197V263H196ZM206 264H207V261H206ZM217 264H219V263H217ZM227 264H228V263H227ZM233 264H234V263H233ZM235 264H236V263H235ZM238 264H239V263H238ZM247 264H248V263H247ZM250 264H251V263H250ZM255 264H256V263H255ZM258 264H260V263L258 262Z\"/></svg>",
	"mask_w": 264,
	"mask_h": 264
}]
</instances>
